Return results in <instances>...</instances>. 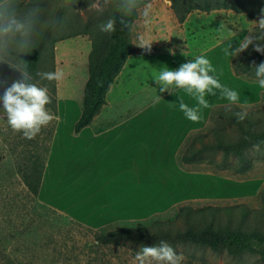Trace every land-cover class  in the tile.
<instances>
[{
	"label": "rangeland",
	"instance_id": "obj_1",
	"mask_svg": "<svg viewBox=\"0 0 264 264\" xmlns=\"http://www.w3.org/2000/svg\"><path fill=\"white\" fill-rule=\"evenodd\" d=\"M173 1L177 4L179 1L183 8L195 9L179 20L172 8ZM87 2L90 7L84 9V0H39L41 24L33 34L32 44L39 40V35L49 34L44 40L46 47L42 72L62 69L65 73L62 80L54 81L58 119L43 128L48 129L52 125L55 130V126L60 124V137L74 134L70 121L72 115L77 113L76 109L79 108V112L81 110L83 87L88 78L90 40L86 35L55 43L52 40L72 31L76 20L88 22L92 19L97 22L119 9L115 2L103 10L93 7L96 0ZM148 5L151 6V24L145 27L142 13ZM206 8L211 10L205 12ZM262 8L264 0H138L135 8L137 19L130 29L133 53L125 63L123 74L116 79L117 86L124 88L126 85L129 92L118 106L131 104L130 110H121V120L133 119L132 122L141 124L148 120L158 122L159 127L162 126L160 131L166 130V137H171L170 128L175 123L179 126L191 122L179 111V103L182 99L189 106H194L195 100L181 89L172 88L170 93H161L153 76L163 67L174 70L200 54L211 61L220 83L239 94L236 104L221 98L218 90L216 95H206L209 107L202 110L201 121L186 129L185 135L178 141V148L173 151L172 164L178 175L173 179L172 176L168 177L167 190L161 192L159 204L158 201L154 203L153 196L150 201L144 196L143 199L136 198L131 204H104L111 209L90 221L91 224H85L36 203L33 197L29 198L25 189L23 193L20 192L21 185H16L20 184L16 167L18 163L22 164L31 147L18 146L13 151L12 139L21 133L12 131L6 120H0V264H132L140 248L133 250L128 247L100 246L95 241V233L101 230L150 227L155 222L167 224L162 228L173 233L189 225L200 228L212 221L207 215H197L205 208L218 211L213 221L215 229L256 232L264 236V146L258 149L256 146L250 147L243 151L242 157L209 149L202 151L189 165L178 163V157L187 151L191 140L198 136H210L213 128L221 131L218 140L223 143H234L240 137L237 127L227 122V118H221L220 110L211 120L210 112L214 107H229L235 112L246 111L248 115L243 124L256 132L264 129V88L255 82V66L248 65L257 52L252 45L236 56L225 52L229 45L238 47L249 34H259V29L254 28L251 21L259 18ZM235 9L240 13H236ZM141 34L153 41L150 51L137 46ZM169 49H173L175 55L170 54ZM49 50H52V59ZM16 58L15 53L5 57L10 63L16 62ZM233 61L239 62L238 68L246 69L247 73L235 76L231 69ZM3 64L0 63V80L7 83L0 84V95L19 78L17 71ZM51 85L50 81L43 86L49 88ZM57 103L61 106L60 111ZM176 108L177 113H170L175 112L172 110ZM111 115V119L119 120L116 113ZM36 137L45 140L42 133L33 140H37ZM188 138L191 139L186 144ZM193 145L194 150H199V142ZM135 158L138 165L136 170L142 173L152 172L154 165L162 161L138 154ZM85 177L90 180L87 184L90 193L100 188H104L108 194L112 193L114 176L106 177L99 172ZM88 195L91 194L86 193L84 196ZM43 198L54 203L63 202L64 199L59 198L57 192L54 200L48 198L45 190ZM181 207L191 212L189 220L178 217ZM225 209L232 211L226 213L223 211ZM167 243L183 255L182 264H264L258 254L248 251L213 252L202 245Z\"/></svg>",
	"mask_w": 264,
	"mask_h": 264
},
{
	"label": "trees",
	"instance_id": "obj_2",
	"mask_svg": "<svg viewBox=\"0 0 264 264\" xmlns=\"http://www.w3.org/2000/svg\"><path fill=\"white\" fill-rule=\"evenodd\" d=\"M142 3H145V1L140 4ZM88 4L87 0H84V9L90 7ZM172 8L179 20H183L186 14L195 9L193 7L183 8L179 1L178 4L173 1ZM210 10L209 8L204 9L205 12ZM234 11L240 13L237 9ZM110 16L117 18V30L111 34L100 30L101 23L106 21ZM119 18L124 19V24L120 23ZM136 19V9L127 16H125L120 9H116L111 15L97 22H93L92 19L88 20V22L76 20V22L73 23L74 26H72V31L52 40V43H55L68 38L85 35L88 36L90 40V51L87 55L88 78L83 87L80 117L73 127L75 134L89 126L94 117L98 115L103 106L106 105V94L114 84L115 79L121 72L127 59L133 53L130 29L132 23ZM46 37H49V34L39 35V40L33 43L32 47L21 57L27 63V70L33 76L34 81L38 82L41 86L47 85V83L50 82L41 80L36 76L37 72H42L44 69L42 58L46 47L44 41ZM49 54L52 59V50H49ZM261 62H264V55L257 53L255 57L251 58L248 65L258 66ZM238 63L239 62L234 63V61L231 63L232 72L237 77L247 73L246 69L240 70L238 68ZM3 65L8 67V64L4 63ZM51 82L52 85L48 89L52 102L47 107L56 115V88L54 81ZM219 110L221 111V118H227V122L237 127L240 133L238 140L234 143H223L221 140H218V137L222 135L220 133L221 131L213 128L210 130V136H198L191 140V143L186 148L187 151L178 157V163L180 165H189L193 163L196 156L204 150H220L224 155L232 154L237 157H242L244 150L256 145H259V147L264 146V129L259 132L250 130L247 125L243 124V121L237 119L235 115L237 112L234 110L231 111V108L224 106L214 107L211 110V120ZM39 133L45 135V140H40L38 137H36L37 140L27 139L21 137L20 134L14 137L15 139H12L13 142H11V144L14 143L13 151L18 146L31 147L24 157L22 164L21 162L18 163L16 173L27 188L29 195H32L34 199L38 195L42 172L49 152L54 127L51 125L48 129L42 128ZM211 138H213V141ZM190 139L191 138H188L186 140V144ZM195 142L200 143L199 150L193 149V144ZM24 153H26V151ZM223 211L229 213V211L231 212L232 210L225 209ZM217 212V210L212 208H205L198 212L197 215L200 217L207 215L212 218L210 223H205L200 228L191 227L189 225L186 229L173 233L162 228L167 224L155 222L150 227L97 231L94 235L95 241L100 246H113L116 248L128 247L133 250H137V248H141L142 246H153L161 241L173 244L176 242H178V244H196L206 246L213 252L222 250L248 251L258 254L259 258L264 260V236L256 232L246 233L241 230L215 229L213 227V221L216 218ZM191 215L188 208L181 207L178 210V217L181 219L184 218L185 220H189Z\"/></svg>",
	"mask_w": 264,
	"mask_h": 264
},
{
	"label": "crops",
	"instance_id": "obj_3",
	"mask_svg": "<svg viewBox=\"0 0 264 264\" xmlns=\"http://www.w3.org/2000/svg\"><path fill=\"white\" fill-rule=\"evenodd\" d=\"M123 68L119 75L123 74ZM116 79L106 94V105L89 126L77 134L73 131V136L69 137H60L58 135L60 124L55 126L38 195L35 198L36 203L44 204L50 209L85 224H91L90 221L95 220L105 210L111 209L110 206L104 204H131L136 198L143 199L144 196L149 201L153 196L154 203L158 201L159 204L162 200L161 192L165 193L167 190L168 177L172 176L171 179H173L178 175V171L172 164L173 151L178 148V141L183 138L186 129L193 124V122H188L186 125L178 126L175 123L170 128L171 137H166V130L161 132L162 126L159 127L158 122L148 120L141 124L142 122H132L133 119L121 120L119 117L122 116L120 115L121 110H130L131 104L118 106L126 99L129 92H127L126 85L124 88L117 86ZM59 103L57 104L60 111ZM72 108L74 107L71 106ZM177 110L176 108L172 110L175 112L170 113L175 114ZM76 112L70 121L73 127L80 117L81 110L79 112L77 108ZM112 113H116L119 120L111 119ZM136 154L162 161L154 165L152 172L142 173L136 170L138 166ZM99 172L106 177L114 176L111 194H108L104 188L89 192L87 184L90 180L85 176ZM19 180L20 184L16 183V185L22 186L20 192L23 193L25 189L29 195L20 178ZM174 184L176 185L175 182ZM56 186L57 191H54ZM44 190L46 196L52 197L53 200L57 192L59 198L64 197L63 202L54 203L49 199H42ZM86 193L91 195L84 196ZM96 193L98 194L94 196ZM29 198H32V195Z\"/></svg>",
	"mask_w": 264,
	"mask_h": 264
},
{
	"label": "clouds",
	"instance_id": "obj_4",
	"mask_svg": "<svg viewBox=\"0 0 264 264\" xmlns=\"http://www.w3.org/2000/svg\"><path fill=\"white\" fill-rule=\"evenodd\" d=\"M113 2L127 16L137 7L138 0H96L93 7L103 10ZM150 10L151 6L148 5L142 13L145 27L151 24ZM119 21L124 24L123 18H119ZM116 23L117 18L110 16L101 23L100 30L114 33L117 30ZM251 23L254 28L259 29V34H249L238 47L232 48L229 45L225 49L226 53L236 56L252 45L255 52L264 55V8L261 9L259 18ZM40 24L39 0H0V63L8 64L19 73V78L0 95V120H6L12 131L21 133L27 139H33L43 127L58 119L47 107L52 102L49 89L34 81L27 70V63L21 58L32 47L33 34ZM152 42L141 34L138 36L137 46L150 51ZM169 52L175 55L173 49H169ZM14 53L17 54L16 62H8L5 57ZM215 72L211 61L200 54L188 62L181 63L174 70L161 68L154 74L153 80L161 93H170L169 90L175 88L192 97L195 105L189 106L181 99L179 111L187 120L198 123L202 119V109L209 107L206 95H216L218 90L220 97L231 104L239 101L238 92L221 84ZM36 76L41 80L60 81L65 73L62 69H57L53 72H37ZM255 77V82L264 88V62L255 66ZM6 83L7 81L0 80V84ZM235 115L239 121H243L248 114L241 111ZM256 148L258 149L259 145H256ZM183 260L182 254H178L167 242L161 241L159 245L142 246L135 253L132 264H182Z\"/></svg>",
	"mask_w": 264,
	"mask_h": 264
}]
</instances>
